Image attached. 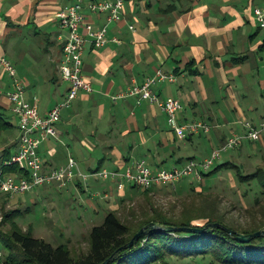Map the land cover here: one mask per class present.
<instances>
[{"label":"crops","instance_id":"obj_1","mask_svg":"<svg viewBox=\"0 0 264 264\" xmlns=\"http://www.w3.org/2000/svg\"><path fill=\"white\" fill-rule=\"evenodd\" d=\"M77 1L0 0V58L13 65L26 100L41 116L68 91L59 74L66 33L56 15ZM255 9H264V0H124L123 11L113 22L106 14L89 17L95 26L107 27L109 41L103 47L87 44L82 74L93 92H80L61 112L56 137L39 149L45 167H64L72 159L80 173L89 174L124 171L139 161L153 170L171 169L195 159L182 156L185 142L208 134L180 140L157 105L120 96L133 83L140 85L162 70L175 82L158 83L153 91L181 103V124L199 121L217 128L240 124L232 121L234 113L245 118L246 108L256 110L247 99L250 90L255 88L254 95L264 100V26L258 24ZM11 84L0 65V112L11 111L7 97ZM15 136L14 132L8 138ZM18 138L12 145L15 152ZM218 138L220 146L227 141L222 135ZM6 148L10 147L2 145L0 151ZM71 183L87 193L91 205L102 198L114 207L115 200L123 202L136 191L131 186L119 191L115 183L94 178ZM182 186L180 181L173 188Z\"/></svg>","mask_w":264,"mask_h":264},{"label":"trees","instance_id":"obj_2","mask_svg":"<svg viewBox=\"0 0 264 264\" xmlns=\"http://www.w3.org/2000/svg\"><path fill=\"white\" fill-rule=\"evenodd\" d=\"M261 49L264 50V43ZM262 95L264 98V92ZM14 132L13 124L5 113L0 112V146L3 145L2 136H13ZM12 156L10 148L0 152V170L5 174L21 175L22 171L16 165L7 164ZM228 168L236 169V178L241 185H251L256 181L260 186L252 207L245 212V224L229 219L221 211L219 198L212 197L215 202H211L206 197L210 189L205 190L203 183L197 186L186 183L179 188L158 187L146 191L136 189L141 199L135 204L137 210L132 213V222H124L116 211H109L103 223L91 229L88 252L76 256L67 246L55 247L33 237L31 232L20 231L13 222L18 210L6 213L3 220L13 224V228L6 236L0 233V241L7 250L3 254V264H102L115 253L117 258L109 264H168L169 260L189 259H209L211 264H264L263 235L252 238L248 243L236 240L238 234L264 230V167L245 175L237 166L227 162L203 173V181ZM197 188L200 189L199 193ZM156 193L173 195L179 200L167 209L155 201ZM4 196L6 202L12 198L10 194L0 193V197ZM150 223L158 227L193 228L202 232L148 229L128 248L127 244L133 236ZM228 230L233 234H229Z\"/></svg>","mask_w":264,"mask_h":264},{"label":"built area","instance_id":"obj_3","mask_svg":"<svg viewBox=\"0 0 264 264\" xmlns=\"http://www.w3.org/2000/svg\"><path fill=\"white\" fill-rule=\"evenodd\" d=\"M124 0H100L84 2L78 0L58 12L56 15L59 28L66 33L62 45L59 74L63 82L67 83L68 91L54 108L41 116L37 106L25 98V89L13 65L5 58H0V65L11 79V90L7 94L11 111L18 119L19 138L16 152L8 165H16L21 175L5 174L0 170V193L24 195L35 189L58 184L60 187L78 178L83 181L94 178L115 183L119 191L127 186L140 190H150L158 187H175L185 178L201 182L203 173H207L225 152L238 147L240 138L227 140L219 149L203 161L189 160L182 167L171 169H151L144 161H139L124 171L98 170L89 174L79 172L76 163L70 159L64 167L47 169L40 156V146L56 137V125L60 121L61 112L70 108L80 92L91 93V85L82 74V57L88 43L103 47L108 43L107 27H97L89 17L106 14L108 22L117 20L123 11ZM258 24L264 26V9L254 11ZM131 30L134 28L131 26ZM175 82L173 75H167L157 70L153 77L147 78L142 84H134L120 97H134L138 101L157 105L166 115L168 124L174 134L183 140L187 135L209 134L211 126L204 122H189L181 124L179 117L183 110L181 103L172 98H160L153 91V87L162 82ZM260 132L251 128L248 139L258 141ZM3 253L0 251V264Z\"/></svg>","mask_w":264,"mask_h":264},{"label":"rangeland","instance_id":"obj_4","mask_svg":"<svg viewBox=\"0 0 264 264\" xmlns=\"http://www.w3.org/2000/svg\"><path fill=\"white\" fill-rule=\"evenodd\" d=\"M261 36L264 37V31ZM255 92H257L255 88L250 90L251 95H248L247 99L256 110L251 111L246 108L244 110L245 118H240L234 113L231 117L232 121H240V124H229L218 128L216 125H212L208 135L195 138L192 142L186 141L182 155L185 160V156L194 157L193 160L199 162L202 161V158L209 157L212 148L217 150L221 147L218 136L222 135L226 140L240 138V146L238 145L237 148L223 153L214 166L230 162L245 175L262 169L264 167V100L256 97ZM258 93L261 95V92ZM5 114L13 126L17 127L18 119L13 112L9 111ZM254 117H257L258 121L254 122ZM244 122L249 124L243 125ZM253 126L261 134L258 141L248 139L249 131L251 128L253 129ZM15 135L18 137L17 131H15ZM16 136L14 140H10L8 138L10 136L4 134L1 140L4 147H10L12 154L15 152L12 145L16 141ZM165 167V169H170L168 166ZM236 174V169L228 168L217 172L206 182L203 179V182H197L193 180V177L185 178L182 181L183 184L193 183L196 186L203 183V186L205 185L210 189L206 197L211 202H215L211 199L212 197L219 198L221 211L225 212L229 219L245 224L247 222L245 212L252 207V201L256 199L260 186L256 181L251 185H241ZM177 186L178 184L175 187ZM167 190L168 188H166ZM196 191L199 193L200 189L197 188ZM5 198V196L0 197V233L2 235H8L13 228V224L4 222V215L18 210V217L15 216L13 222L20 231L31 232L33 237L43 239L55 247L67 246L72 255L76 256L88 252L91 229L101 225L109 211H116L124 222H132V213L137 210L135 204L141 199V196L133 191L130 196L123 199V202L115 200L114 207H109L102 198L96 201L91 200V205L86 202L87 193L84 190L83 192L78 191L74 187V183H67L62 187L54 184L35 189L24 195H15L7 202ZM177 200L179 198H175L173 195L155 194V201L167 209ZM0 251L3 254L7 252L1 241ZM168 264H211V262L209 259H189L183 261L169 260Z\"/></svg>","mask_w":264,"mask_h":264},{"label":"water","instance_id":"obj_5","mask_svg":"<svg viewBox=\"0 0 264 264\" xmlns=\"http://www.w3.org/2000/svg\"><path fill=\"white\" fill-rule=\"evenodd\" d=\"M216 225V224H215ZM148 229H163L165 231L168 232H174V231H185L188 233H201V230L198 229H193V228H173V227H158L156 224L154 223H150L149 225L143 227L141 230H139L132 238V240L127 244V247H131L133 244H135V242L142 236H144ZM229 234H233L232 231L228 230ZM263 235L264 236V230L263 231H258L255 232L253 234H238L236 237V240L240 243H248L252 238L254 237H259ZM117 258V253H115L113 256H111L108 260H106L105 262H103L102 264H109L110 262H112L113 260H115Z\"/></svg>","mask_w":264,"mask_h":264}]
</instances>
